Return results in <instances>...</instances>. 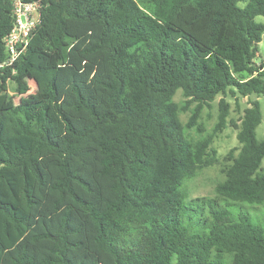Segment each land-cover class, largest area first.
Masks as SVG:
<instances>
[{"label": "trees", "instance_id": "1", "mask_svg": "<svg viewBox=\"0 0 264 264\" xmlns=\"http://www.w3.org/2000/svg\"><path fill=\"white\" fill-rule=\"evenodd\" d=\"M24 1L39 21L12 66L14 0H0V264H264L259 101L218 196L180 193L218 161L229 102L195 138L203 109L264 95V0ZM22 76L38 96L5 107Z\"/></svg>", "mask_w": 264, "mask_h": 264}, {"label": "rangeland", "instance_id": "2", "mask_svg": "<svg viewBox=\"0 0 264 264\" xmlns=\"http://www.w3.org/2000/svg\"><path fill=\"white\" fill-rule=\"evenodd\" d=\"M257 20L264 22V17L258 16ZM259 53L261 58L264 60V35L259 44ZM20 82L26 84L28 86V90L24 94H20L18 92V80H9L8 98L5 107L11 108L17 104H21L31 94L38 96V88L31 77L22 76L20 78ZM222 97H225V99L229 102V114L226 128L216 135L212 144L213 148L217 152L218 161L213 165L197 170L196 174L192 178L186 179L183 182L180 187V193L184 199H190L197 196H218L216 189L218 185L223 183L226 179L225 167L227 162L225 157L228 155L230 150L239 147L237 139L238 128L235 124H240L242 114L244 110L251 105V101H259L260 103L262 120L257 127V137L259 140L264 137V95L257 94H252L250 97H232L230 94L227 96H217L215 101L211 102V105L205 107L202 111L199 122L202 124L201 127L204 128L203 131L198 133L195 129H192L189 131L190 135L198 138L213 132L214 127L219 120V100ZM175 100L180 104L185 103L186 99L181 90L177 91ZM190 115V110L180 114L183 123H186L189 120ZM245 206L250 207L253 212H261L263 210V206L261 205L246 204Z\"/></svg>", "mask_w": 264, "mask_h": 264}, {"label": "built area", "instance_id": "3", "mask_svg": "<svg viewBox=\"0 0 264 264\" xmlns=\"http://www.w3.org/2000/svg\"><path fill=\"white\" fill-rule=\"evenodd\" d=\"M39 8L38 2L14 0V26L5 37V45L9 54L8 65H16L21 53L26 49L39 21Z\"/></svg>", "mask_w": 264, "mask_h": 264}, {"label": "water", "instance_id": "4", "mask_svg": "<svg viewBox=\"0 0 264 264\" xmlns=\"http://www.w3.org/2000/svg\"><path fill=\"white\" fill-rule=\"evenodd\" d=\"M259 61H261V58H259Z\"/></svg>", "mask_w": 264, "mask_h": 264}]
</instances>
